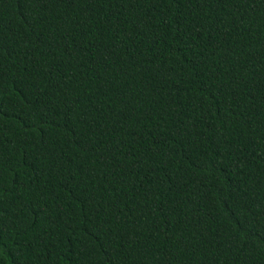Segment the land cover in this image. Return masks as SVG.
Masks as SVG:
<instances>
[{
	"label": "trees",
	"instance_id": "16d2710c",
	"mask_svg": "<svg viewBox=\"0 0 264 264\" xmlns=\"http://www.w3.org/2000/svg\"><path fill=\"white\" fill-rule=\"evenodd\" d=\"M0 264H264V0H0Z\"/></svg>",
	"mask_w": 264,
	"mask_h": 264
}]
</instances>
